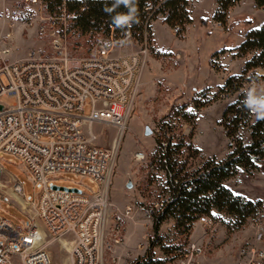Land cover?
<instances>
[{
	"label": "rangeland",
	"instance_id": "obj_1",
	"mask_svg": "<svg viewBox=\"0 0 264 264\" xmlns=\"http://www.w3.org/2000/svg\"><path fill=\"white\" fill-rule=\"evenodd\" d=\"M213 10L215 0H189L188 12H191L194 21L188 25L191 27L187 37L188 26L183 34L180 31L174 34L173 28L165 24L170 33L165 25L158 23L155 25L157 43L163 48L154 46L152 35L151 41L145 46L133 42L122 51L129 52L139 47L147 49L126 127L118 132L112 127L94 125L91 133L97 146L114 147L115 150L113 166L107 179L108 202L117 214L126 206L134 207L135 211L120 224L122 241L104 250L99 264H127L130 260H136L124 248L126 235L130 233V229H126L129 221L137 222L141 227L138 245H135L136 237L130 235V248L145 254L149 243L153 241V259L160 264H239L240 251L244 246L253 241L260 228L264 233V160L251 175L239 168L235 176L223 182L235 195L261 201L262 206L255 213V217L259 218L257 225L251 222V218L234 225L229 216L213 210L211 215L206 216L212 222L211 227L205 228L198 219L193 222L187 239L179 236L172 219L161 225L157 235L152 230L153 215L160 210L161 203L168 199L165 174L154 161L159 135H162L163 140H169L171 145L181 144L173 153V158L183 165L187 173L200 169L209 158L222 161L231 151V140L222 126V113L227 105L237 99L239 92L227 98L217 93L228 76L241 73L245 61L236 58L235 48L229 47H238L248 31L264 25V9L257 8L254 0H239L229 9L227 23L223 26L212 20ZM159 19L162 22V17L156 20ZM72 24L68 22V25ZM37 26L34 23L15 31L9 43L12 53L5 58L7 62L26 57L28 51L36 46L47 47L50 39L41 36ZM56 28L59 31L60 25ZM105 41L100 33L89 36L82 31L79 39L67 36L65 45L69 54L85 57L90 56L98 44ZM18 45L22 47H16ZM256 74L263 79L244 82L240 91L250 101H256L257 97L264 95V69H257ZM0 102L9 106L13 99L1 97ZM263 107V102L256 101L251 122ZM88 112L89 103L84 109L85 114ZM145 129L150 131L149 135H145ZM238 136L243 144L250 143L247 129L238 131ZM0 166L4 170L0 172V218L18 228L30 226L27 216L33 211L31 204H25L24 209L19 207L8 195V190L20 187L22 197L20 190L18 195L35 203L39 186L33 184L15 157L0 154ZM48 178L50 185L74 188L82 193L97 189V185L88 178L69 172ZM144 210L150 211L151 218L144 215ZM112 225L111 221L107 224L108 228ZM108 228L106 233L110 231ZM109 237L112 239L113 236ZM184 241L196 244L202 252L183 262L173 258L174 247L184 244ZM47 248L52 264H69V253L60 246L59 240H51Z\"/></svg>",
	"mask_w": 264,
	"mask_h": 264
},
{
	"label": "built area",
	"instance_id": "obj_2",
	"mask_svg": "<svg viewBox=\"0 0 264 264\" xmlns=\"http://www.w3.org/2000/svg\"><path fill=\"white\" fill-rule=\"evenodd\" d=\"M11 3L10 10L0 12V98L13 99L9 106L0 102V154L15 157L39 186V193L35 203L22 198L33 209L27 216L30 226L18 228L0 218V264H52L48 244L61 239L70 244L69 264H99L103 251L122 241L120 224L135 209L126 206L117 214L108 202L107 179L115 150L97 146L91 129L94 125L118 132L125 129L147 49L122 52L139 42L130 29L116 35L110 27L102 35L106 41L90 56L71 55L65 45L67 36L82 37L68 25L73 14L63 12L56 17L43 0ZM34 23L39 34L50 39L47 47L36 46L26 57L7 62L15 31ZM173 32L179 34V28ZM65 172L88 178L97 189L79 194L53 189L48 177ZM20 193L22 197L21 189ZM143 213L151 218L149 210ZM199 220L205 228L212 225L209 218ZM258 220L251 218L255 225ZM256 233L240 251L239 264H264V233L261 228ZM201 252L199 246L185 241L175 258L183 262ZM127 264L147 263L140 258Z\"/></svg>",
	"mask_w": 264,
	"mask_h": 264
},
{
	"label": "trees",
	"instance_id": "obj_3",
	"mask_svg": "<svg viewBox=\"0 0 264 264\" xmlns=\"http://www.w3.org/2000/svg\"><path fill=\"white\" fill-rule=\"evenodd\" d=\"M48 12L60 17L63 12L73 14L72 28L88 34L106 35L110 27L114 33L130 29L133 37L139 42L149 43L152 39L151 24L162 17V22L170 28H179L180 34L191 23L188 6L189 0H133L136 8V21L118 25L116 18L128 14L132 5H125L121 0H43ZM239 0H215L212 20L220 25L227 23L228 11ZM257 8L264 9V0H254ZM221 52V51H220ZM217 53H219L217 51ZM216 53H214V56ZM236 58L245 59L239 75H230L218 89L217 95L227 98L239 92L237 99L226 106L222 113V126L230 141V153L224 160L207 159L200 169L184 172L173 158L181 144L171 145L169 140L157 139L155 162L165 174L166 194L168 199L161 203V208L153 217L152 230L157 235L161 225L169 219L175 222L179 236L187 239L193 222L212 214V211L229 216L234 225L242 224L252 218L261 208V201H251L235 195L223 185L226 179L232 178L239 168L248 175L258 170L264 160V119L251 122L255 103H250L243 89V83L257 81V69H264V25L248 31L243 42L235 48ZM249 58L246 59V57ZM261 112H264V107ZM249 131L250 143L245 145L238 136V131ZM180 166V167H179ZM152 216V214H151ZM185 243V241H184ZM173 249V258L176 250ZM154 243L151 241L143 255L147 264H160L153 259ZM138 260V259H137Z\"/></svg>",
	"mask_w": 264,
	"mask_h": 264
},
{
	"label": "crops",
	"instance_id": "obj_4",
	"mask_svg": "<svg viewBox=\"0 0 264 264\" xmlns=\"http://www.w3.org/2000/svg\"><path fill=\"white\" fill-rule=\"evenodd\" d=\"M11 5H12V3H11V0H0V12L1 11H5V10H10L11 9ZM213 12H214V10H213ZM213 12L211 13V14H213ZM189 15H190V19H191V21H192V23H193V21H194V19L192 18V15H191V12L189 11ZM158 23H160L161 25H165V24H163L162 22H161V20L159 19V20H155L154 22H152V25H151V30H152V35H153V39H154V46L156 47V48H158V49H161V48H163V47H160L159 45H158V43H157V38H156V33H155V25L156 24H158ZM192 23H191V25H192ZM191 25L190 26H188V29H187V31H186V37H187V35H188V33H189V30H190V27H191ZM166 26V25H165ZM167 27V26H166ZM167 29H168V31L171 33V31H170V29L167 27ZM16 47H22V46H20V45H18V46H16ZM234 48H236V47H229V49H234ZM227 49V48H226ZM217 51H219V50H217ZM230 59V58H229ZM225 64V63H224ZM126 229L128 230V229H130V233L129 234H127L126 235V240H125V250L126 251H128L129 253H130V255H131V257H133V258H135V259H138L137 257H138V255H140V257L139 258H142L143 257V255H144V253L141 251V252H136V251H133L131 248H130V246H129V237H130V235H132V236H135L136 237V244L135 245H138V243H137V240H138V238H139V236H140V233H141V227L138 225V223L137 222H127V224H126Z\"/></svg>",
	"mask_w": 264,
	"mask_h": 264
},
{
	"label": "clouds",
	"instance_id": "obj_5",
	"mask_svg": "<svg viewBox=\"0 0 264 264\" xmlns=\"http://www.w3.org/2000/svg\"><path fill=\"white\" fill-rule=\"evenodd\" d=\"M121 2H123L125 5H129L131 4V10L128 14H120L117 18H116V23L118 25H125L128 24L129 21H136V8L134 5L133 0H121ZM250 103H256V101L252 100L250 101ZM256 118L259 119H264V112H259L256 115Z\"/></svg>",
	"mask_w": 264,
	"mask_h": 264
},
{
	"label": "bare ground",
	"instance_id": "obj_6",
	"mask_svg": "<svg viewBox=\"0 0 264 264\" xmlns=\"http://www.w3.org/2000/svg\"><path fill=\"white\" fill-rule=\"evenodd\" d=\"M116 142H117V140L114 143H116ZM19 190L20 189H19V187L17 188V186L14 187V188H11L10 190H8V195L10 196L11 199H13L17 203V205H19V207L24 209L25 208V204H27V203L18 195ZM59 244H60V246H62V248L67 253L69 252V249H70V244L69 243H67L64 239L63 240L61 239V240H59Z\"/></svg>",
	"mask_w": 264,
	"mask_h": 264
},
{
	"label": "water",
	"instance_id": "obj_7",
	"mask_svg": "<svg viewBox=\"0 0 264 264\" xmlns=\"http://www.w3.org/2000/svg\"><path fill=\"white\" fill-rule=\"evenodd\" d=\"M255 100H256V101H261V102L264 103V95H261V96L257 97ZM149 134H150V131H149L148 129H145V135H149ZM52 188H53V189H60V190L71 191V192H73V193H77V194L80 193V190H78V189H74V188H73V189H68V188L56 187V186H53Z\"/></svg>",
	"mask_w": 264,
	"mask_h": 264
}]
</instances>
